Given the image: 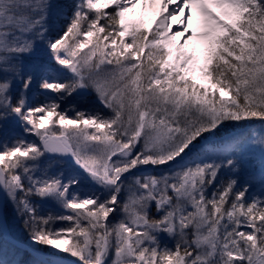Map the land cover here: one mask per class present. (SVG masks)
I'll use <instances>...</instances> for the list:
<instances>
[{"label": "snow or ice", "instance_id": "6c2138e0", "mask_svg": "<svg viewBox=\"0 0 264 264\" xmlns=\"http://www.w3.org/2000/svg\"><path fill=\"white\" fill-rule=\"evenodd\" d=\"M0 264H264V0H0Z\"/></svg>", "mask_w": 264, "mask_h": 264}, {"label": "rangeland", "instance_id": "374dc122", "mask_svg": "<svg viewBox=\"0 0 264 264\" xmlns=\"http://www.w3.org/2000/svg\"><path fill=\"white\" fill-rule=\"evenodd\" d=\"M159 7V4L157 3L155 6H149L143 10H141V8H139V5H137L135 12L137 13V17L135 20H143L144 21V25L147 26H151L152 25V21L156 18L155 15V9H157ZM69 115H71V113H69ZM29 139H34V137H29Z\"/></svg>", "mask_w": 264, "mask_h": 264}, {"label": "bare ground", "instance_id": "6f19581e", "mask_svg": "<svg viewBox=\"0 0 264 264\" xmlns=\"http://www.w3.org/2000/svg\"><path fill=\"white\" fill-rule=\"evenodd\" d=\"M139 8H141V7L139 6ZM143 11H145V10H143ZM158 12H159V7L157 9H155V15H157ZM136 17H137V13L136 12L130 14V16H129V18L132 19V20H135ZM173 27H176V26L174 25Z\"/></svg>", "mask_w": 264, "mask_h": 264}, {"label": "trees", "instance_id": "16d2710c", "mask_svg": "<svg viewBox=\"0 0 264 264\" xmlns=\"http://www.w3.org/2000/svg\"><path fill=\"white\" fill-rule=\"evenodd\" d=\"M109 10H110V9H109ZM254 123L259 124L260 122H259V121H256V122H254Z\"/></svg>", "mask_w": 264, "mask_h": 264}]
</instances>
